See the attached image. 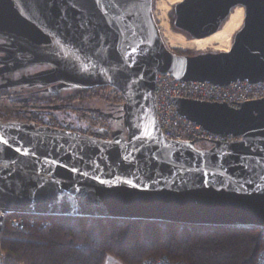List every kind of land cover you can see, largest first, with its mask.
<instances>
[{
	"label": "water",
	"instance_id": "obj_1",
	"mask_svg": "<svg viewBox=\"0 0 264 264\" xmlns=\"http://www.w3.org/2000/svg\"><path fill=\"white\" fill-rule=\"evenodd\" d=\"M237 5L245 19L229 52L178 54L162 40L152 0H0V36L8 40L0 43V74L48 66L0 87L48 85L59 93L113 86L124 96L127 130L105 140L0 121L8 141H0L1 219L19 213L264 227V99L240 108L175 99L193 121L241 137L208 149L167 139L156 113L159 71L216 84L264 81V0H183L175 24L206 37Z\"/></svg>",
	"mask_w": 264,
	"mask_h": 264
},
{
	"label": "trees",
	"instance_id": "obj_2",
	"mask_svg": "<svg viewBox=\"0 0 264 264\" xmlns=\"http://www.w3.org/2000/svg\"><path fill=\"white\" fill-rule=\"evenodd\" d=\"M93 98L124 101L118 89L107 90L104 86L78 89L64 96L34 95L25 99L0 93V121L42 125L44 115L39 111L52 109L50 105ZM70 110L82 119L89 114L84 109ZM52 120L57 122L54 117ZM37 217L48 219L50 227L35 226L23 231L7 225L0 229V243L7 252L6 264H105L109 256L123 264H143L148 257L162 255L188 264H259L258 257L264 249L263 226H208L112 217Z\"/></svg>",
	"mask_w": 264,
	"mask_h": 264
},
{
	"label": "built area",
	"instance_id": "obj_3",
	"mask_svg": "<svg viewBox=\"0 0 264 264\" xmlns=\"http://www.w3.org/2000/svg\"><path fill=\"white\" fill-rule=\"evenodd\" d=\"M156 113L164 136L178 142H195L201 149L211 148L216 141L234 142L241 137L233 133H217L193 121L180 112L175 99L183 98L196 101L225 103L230 107L240 108L248 101L264 99V81L234 80L227 84H216L208 81L185 80L172 72L159 71L154 89ZM35 123V122H33ZM36 124V123H35ZM37 125V124H36ZM56 128L58 126L53 125ZM2 217L0 211V229L5 224L18 230H29L31 227L47 229L50 221L35 215L13 213ZM0 230V238H1ZM7 252L0 243V264H6ZM258 263L264 264V249L260 252ZM143 264H188L183 260H173L166 255L148 257Z\"/></svg>",
	"mask_w": 264,
	"mask_h": 264
},
{
	"label": "rangeland",
	"instance_id": "obj_4",
	"mask_svg": "<svg viewBox=\"0 0 264 264\" xmlns=\"http://www.w3.org/2000/svg\"><path fill=\"white\" fill-rule=\"evenodd\" d=\"M177 3H173L170 5V8L167 12L166 16V23L169 30L176 34L181 36L182 41H177L176 45H172L169 43V39L167 36L164 35V32L160 30V34L162 37V40L165 44V46L170 49L171 51L178 53V54H196L202 52V50H199L196 46L192 44L190 40L195 39L193 38V35L176 26L175 24V18H176V11L175 6ZM156 7V0H153V9ZM245 8V7H244ZM244 19H245V9H244ZM157 24L159 23L156 21ZM244 24V22H243ZM242 24V25H243ZM241 28V27H240ZM239 28V29H240ZM159 29H161L159 27ZM238 29V30H239ZM237 30V31H238ZM236 31V32H237ZM235 32V33H236ZM235 33L232 35V39L235 37ZM1 37V36H0ZM3 38V37H1ZM5 41H8L5 39ZM180 50V51H179ZM183 53H180V52ZM206 51H215L212 48H208ZM48 67L45 64L41 65H28L24 68L18 69V72L15 73L14 77H20L21 74H30L34 73L38 70L45 69ZM107 90L116 89L113 86L110 85H103ZM48 85H15V86H6V87H0V93H9L14 94V98L17 99H25L30 98L31 96H49V95H68L76 92L78 89H85V88H92V87H74V88H66L61 90L59 93H53L52 91L47 90ZM97 87V86H94ZM124 102V101H123ZM115 103V102H109L101 98H93L88 101L83 102H74V103H66V104H59V108H52L50 110H43L39 111L42 112L44 115V121L45 124L38 125V126H48L52 128H56L55 126H58L60 130H66L68 132H75V133H81V134H87L89 136H93L100 139H111L112 132L115 130H123L122 136H127V130L124 126L123 119L122 120V129L116 128L114 125L111 124L109 121V116L107 115L106 111L109 108H118L119 112L123 113L121 109V104L123 103ZM70 108H79L88 110L89 114H85L86 117L82 119V117L75 111L70 110ZM52 117L57 119V122L52 120ZM13 122H20V121H13ZM21 123H27V122H21ZM7 226V224H5ZM105 264H123L119 259L116 257H108L105 261Z\"/></svg>",
	"mask_w": 264,
	"mask_h": 264
},
{
	"label": "bare ground",
	"instance_id": "obj_5",
	"mask_svg": "<svg viewBox=\"0 0 264 264\" xmlns=\"http://www.w3.org/2000/svg\"><path fill=\"white\" fill-rule=\"evenodd\" d=\"M183 0H156V7L153 9L152 0V15L153 18L159 23L157 24L164 32V35L168 37L169 43L176 45L177 41H182L181 36L172 33L167 27L166 16L173 3H178ZM244 6L237 5L231 8L228 16L225 18L223 23L220 25L219 29L213 34L206 37H195V39L190 40L194 46L199 50L206 52L208 48H212L215 51H226L229 52L232 47V35L243 25L244 22ZM161 33V32H160ZM167 50L171 51L167 48Z\"/></svg>",
	"mask_w": 264,
	"mask_h": 264
},
{
	"label": "flooded vegetation",
	"instance_id": "obj_6",
	"mask_svg": "<svg viewBox=\"0 0 264 264\" xmlns=\"http://www.w3.org/2000/svg\"><path fill=\"white\" fill-rule=\"evenodd\" d=\"M2 42H5V39L0 37V43H2ZM0 54H3V53L0 52ZM17 72H18V69L17 70H11L9 72H5L3 74H0V86L1 85L3 86L5 83H7L8 80H9V78L10 79H18V78H20L21 76L20 77H14L15 76V73H17ZM21 75L23 76L25 74H21ZM9 95L11 97L14 96V94H9ZM106 113L109 116V121L111 122V124L114 125L116 128L122 129L121 113L119 112L118 108L117 107L116 108L115 107L114 108H109L106 111Z\"/></svg>",
	"mask_w": 264,
	"mask_h": 264
},
{
	"label": "snow or ice",
	"instance_id": "obj_7",
	"mask_svg": "<svg viewBox=\"0 0 264 264\" xmlns=\"http://www.w3.org/2000/svg\"><path fill=\"white\" fill-rule=\"evenodd\" d=\"M0 141H3V143H4L5 145L8 144V141H7V140H4V139H3V136H0ZM117 143H119V141H117ZM16 151L19 152L20 149L17 148ZM25 154H27V153H25ZM72 170H73V171H76L77 169L73 168Z\"/></svg>",
	"mask_w": 264,
	"mask_h": 264
}]
</instances>
